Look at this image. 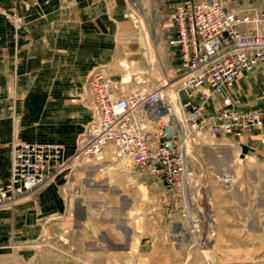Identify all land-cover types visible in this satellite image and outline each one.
Instances as JSON below:
<instances>
[{"label": "rangeland", "instance_id": "1", "mask_svg": "<svg viewBox=\"0 0 264 264\" xmlns=\"http://www.w3.org/2000/svg\"><path fill=\"white\" fill-rule=\"evenodd\" d=\"M130 1L134 26L119 42L123 60L91 73L82 87L80 104L92 118L74 151L64 143L23 137L21 63L16 57L6 61L11 47L0 45V71L6 75L2 113L12 121L10 156L16 142L64 149L63 167L48 183L0 207V264H264V153L242 152L245 138L239 145L209 134L193 140L187 201L119 161L112 146L100 157L77 158L80 141L96 120L88 88L94 73H103L121 96L172 86L184 98L179 54L168 40L173 11L188 0H176L174 6L158 0L160 11L147 16L136 0ZM224 1L235 13L264 11V0ZM10 21L0 3V24ZM6 36L0 28V39ZM232 97L242 108L264 112V67L243 75ZM250 135L259 142L251 143L253 150H263L264 126ZM179 228L189 233L188 241L175 235Z\"/></svg>", "mask_w": 264, "mask_h": 264}, {"label": "built area", "instance_id": "2", "mask_svg": "<svg viewBox=\"0 0 264 264\" xmlns=\"http://www.w3.org/2000/svg\"><path fill=\"white\" fill-rule=\"evenodd\" d=\"M168 44L178 52L182 69L180 115H170L161 91L120 96L96 72L88 80L96 120L80 141L77 158L100 157L112 146L119 161L187 201L190 153L198 135L239 145L264 126L261 109L242 108L232 97L243 75L264 67V11L235 13L224 0H188L173 13ZM161 113H167L166 123ZM167 127L173 130L171 142ZM63 160L60 145L14 143L9 180L0 186V207L34 194L63 167Z\"/></svg>", "mask_w": 264, "mask_h": 264}, {"label": "crops", "instance_id": "3", "mask_svg": "<svg viewBox=\"0 0 264 264\" xmlns=\"http://www.w3.org/2000/svg\"><path fill=\"white\" fill-rule=\"evenodd\" d=\"M136 1L145 16L160 11L158 0ZM167 1V6L176 3ZM0 3L11 16L9 23L0 24L7 31L0 45L11 47L5 60L13 62L16 57L23 73L18 88L22 95V135L30 141L64 143L74 151L83 126L92 118V113L80 104L82 87L91 73L123 60L125 51L119 42L123 32L134 26L130 19L131 1L0 0ZM4 74L5 71H0V186L9 180L8 143L12 138L11 118L2 113ZM257 139L245 137L242 152L264 153V149L253 150L251 143H259ZM1 225L0 220V231Z\"/></svg>", "mask_w": 264, "mask_h": 264}, {"label": "bare ground", "instance_id": "4", "mask_svg": "<svg viewBox=\"0 0 264 264\" xmlns=\"http://www.w3.org/2000/svg\"><path fill=\"white\" fill-rule=\"evenodd\" d=\"M136 23V22H135ZM140 24V23H139ZM153 57V56H152ZM155 58V57H153ZM154 61H152V64H153ZM153 66V65H151ZM154 68V67H153ZM140 74V73H139ZM160 74V73H159ZM145 75V73H144ZM143 76V75H142ZM154 76V75H153ZM154 78V77H153ZM157 78V77H156ZM160 78V76H159ZM159 82V81H158ZM161 82V81H160ZM169 85V84H168ZM163 87H165V85H163ZM172 86H170L169 88L167 89H164L163 91L160 92L161 94V98H162V101H163V104L165 107H167L169 109V113L170 115H176V116H179L180 115V104H179V97H178V94L175 93L174 91L171 90ZM173 92V93H172ZM159 118L163 119L164 121H167L168 120V115L167 113H161L159 115ZM222 179V178H221ZM225 181L226 182H229L231 181L230 178L228 177H225ZM175 235L179 236L180 234H182L184 236V240L185 241H188V236H189V233L188 232H182V230L179 228L178 230H175ZM177 236V237H178ZM175 237V236H174ZM181 241V240H180ZM183 241V242H185ZM182 243V242H181Z\"/></svg>", "mask_w": 264, "mask_h": 264}, {"label": "water", "instance_id": "5", "mask_svg": "<svg viewBox=\"0 0 264 264\" xmlns=\"http://www.w3.org/2000/svg\"><path fill=\"white\" fill-rule=\"evenodd\" d=\"M165 136H166V140L168 142H171L172 141V139H173V130H172V127H167L165 129ZM168 147L169 148L171 147V144L170 143L168 144Z\"/></svg>", "mask_w": 264, "mask_h": 264}]
</instances>
